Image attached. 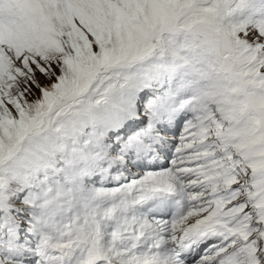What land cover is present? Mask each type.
<instances>
[{"label": "snow or ice", "instance_id": "snow-or-ice-1", "mask_svg": "<svg viewBox=\"0 0 264 264\" xmlns=\"http://www.w3.org/2000/svg\"><path fill=\"white\" fill-rule=\"evenodd\" d=\"M0 264H264V0H0Z\"/></svg>", "mask_w": 264, "mask_h": 264}]
</instances>
